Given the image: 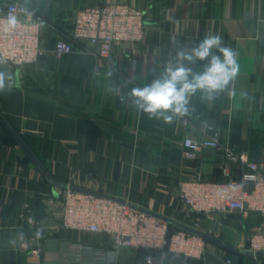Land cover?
<instances>
[{"label":"crops","instance_id":"obj_1","mask_svg":"<svg viewBox=\"0 0 264 264\" xmlns=\"http://www.w3.org/2000/svg\"><path fill=\"white\" fill-rule=\"evenodd\" d=\"M9 1L0 0V12ZM15 1L40 18L45 53L30 66L0 69L13 75L11 89L0 92V264H146L143 251L119 250L108 234L50 229L68 186L161 214L172 230L201 233L202 259L171 255L161 264H264V249L249 251L264 214L190 215L179 187L237 179L247 169L213 147L186 158L188 136H217L245 160L264 161V0H121L145 11L146 37L116 44L110 62L82 43L60 58L54 53L74 14L103 0ZM209 34L237 53L228 87L213 100L198 92L189 114L170 124L139 110L131 89L162 71L179 47ZM190 66L198 72L203 62ZM28 210L35 229L22 220ZM38 231L42 253L35 256L21 244Z\"/></svg>","mask_w":264,"mask_h":264},{"label":"built area","instance_id":"obj_2","mask_svg":"<svg viewBox=\"0 0 264 264\" xmlns=\"http://www.w3.org/2000/svg\"><path fill=\"white\" fill-rule=\"evenodd\" d=\"M22 9L26 7L11 0L0 12V17L12 14L19 20L15 30L0 31V57L7 59V66L16 68L34 64L45 53L40 18L31 14L24 19ZM145 37L143 9L121 0H103L101 5L82 7L74 14L71 33L57 40L54 53L60 58L72 53L76 43H82L90 54L110 62L116 44L142 42ZM183 146L184 156L188 159H197L204 149L213 147L223 150L229 162L244 161L247 165L237 179L182 180L180 196L188 214L211 215L232 211L244 215L250 211L264 214V161L245 160L217 136H188L184 138ZM21 217L31 229L40 225L29 210L21 213ZM50 229L108 234L119 250L145 251L143 259L146 264H161L170 255L200 260L207 250L206 241L200 234L183 229L170 233L168 221L133 206L127 200L77 191L69 186L63 192L59 220ZM263 230L257 227L252 233L249 251L253 254L264 249ZM40 242L41 237L36 235L26 238L21 246L40 256Z\"/></svg>","mask_w":264,"mask_h":264},{"label":"clouds","instance_id":"obj_3","mask_svg":"<svg viewBox=\"0 0 264 264\" xmlns=\"http://www.w3.org/2000/svg\"><path fill=\"white\" fill-rule=\"evenodd\" d=\"M22 11L31 15L26 9ZM18 23L16 15L0 17V31L11 32ZM236 56L232 48L224 46L219 35H206L187 48L179 47L162 71L142 86L133 87L130 96L135 106L150 118L170 124L174 118L189 114L191 97L198 92L213 100L228 87L238 74ZM196 62H203L201 71H193L190 66ZM6 64L7 59L0 57V69ZM12 79V73L0 70V92L11 89Z\"/></svg>","mask_w":264,"mask_h":264},{"label":"water","instance_id":"obj_4","mask_svg":"<svg viewBox=\"0 0 264 264\" xmlns=\"http://www.w3.org/2000/svg\"><path fill=\"white\" fill-rule=\"evenodd\" d=\"M70 188L73 189V190H77V191H83V192H89V193H95V194H98V195H103V194H100V193H96V192L89 191V190H84V189H81V188H76V187H73V186H70ZM103 196H104V195H103ZM121 201H124V200H121ZM133 206L138 207V208L142 209L143 211H146V212H148V213H150V214H152V215H155V216L161 217V218L165 219L166 221H168L169 223L172 222V220H170L169 218H167V217H165V216H163V215H161V214H158V213H156V212L150 211V210H148V209H146V208H143V207L137 206V205H135V204H133ZM184 230H187V231H191V232H194V233L201 234L198 230H196V229H192V228H186V229H184Z\"/></svg>","mask_w":264,"mask_h":264},{"label":"trees","instance_id":"obj_5","mask_svg":"<svg viewBox=\"0 0 264 264\" xmlns=\"http://www.w3.org/2000/svg\"><path fill=\"white\" fill-rule=\"evenodd\" d=\"M173 231H174V230H172L171 225H170V233L173 232ZM143 252H145V251H143ZM170 256H171V255H170Z\"/></svg>","mask_w":264,"mask_h":264}]
</instances>
